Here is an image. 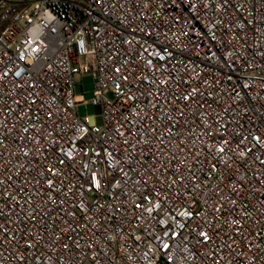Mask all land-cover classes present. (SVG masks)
Returning a JSON list of instances; mask_svg holds the SVG:
<instances>
[{"label":"built area","instance_id":"2783aa9c","mask_svg":"<svg viewBox=\"0 0 264 264\" xmlns=\"http://www.w3.org/2000/svg\"><path fill=\"white\" fill-rule=\"evenodd\" d=\"M3 4L0 264H264V0Z\"/></svg>","mask_w":264,"mask_h":264},{"label":"rangeland","instance_id":"374dc122","mask_svg":"<svg viewBox=\"0 0 264 264\" xmlns=\"http://www.w3.org/2000/svg\"><path fill=\"white\" fill-rule=\"evenodd\" d=\"M7 4L0 7V12L6 8ZM76 95L82 97L81 104L77 107L80 118L85 116H95V109L90 103L93 97V76L91 74L78 75L76 77Z\"/></svg>","mask_w":264,"mask_h":264},{"label":"water","instance_id":"95a60500","mask_svg":"<svg viewBox=\"0 0 264 264\" xmlns=\"http://www.w3.org/2000/svg\"><path fill=\"white\" fill-rule=\"evenodd\" d=\"M96 112V111H95Z\"/></svg>","mask_w":264,"mask_h":264}]
</instances>
